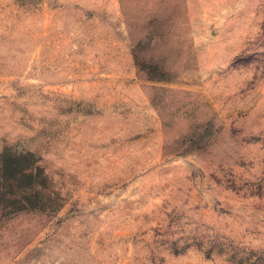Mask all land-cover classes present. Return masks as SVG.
I'll list each match as a JSON object with an SVG mask.
<instances>
[{"label":"rangeland","instance_id":"obj_1","mask_svg":"<svg viewBox=\"0 0 264 264\" xmlns=\"http://www.w3.org/2000/svg\"><path fill=\"white\" fill-rule=\"evenodd\" d=\"M0 264H264V0H0Z\"/></svg>","mask_w":264,"mask_h":264}]
</instances>
